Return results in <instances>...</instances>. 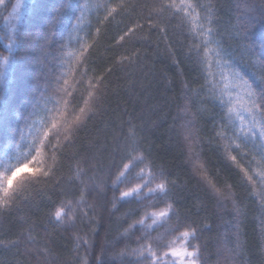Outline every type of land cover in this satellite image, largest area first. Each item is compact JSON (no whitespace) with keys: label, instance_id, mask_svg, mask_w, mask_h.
Instances as JSON below:
<instances>
[{"label":"snow or ice","instance_id":"1","mask_svg":"<svg viewBox=\"0 0 264 264\" xmlns=\"http://www.w3.org/2000/svg\"><path fill=\"white\" fill-rule=\"evenodd\" d=\"M5 2L6 0H0V6ZM40 3L41 0H36L33 12ZM16 7L21 5L17 4ZM73 8V0H60L59 6L42 30L39 58L33 67L37 75L28 100L31 110L27 113V119L37 116L41 106L46 108L56 96L59 99H55L48 114L40 118L41 127L30 137L27 153L21 150V143L17 142V138L21 142L25 140V129L31 131L27 124L25 129H21L18 124L14 136L7 143L5 159L0 161V213L10 211L19 203H30L36 195L43 197L49 192L58 191L60 198L52 201L48 213L53 228L63 227L66 231L75 229L85 219L91 228L96 223L98 208L95 202H89L86 198L90 195L91 184L95 190L107 188L112 193L111 200L108 201L111 205V210H108L110 215L119 211L117 204L130 208L123 214L126 226L121 225L125 247L117 256L122 264H125L126 258V264H208L202 237L204 232L212 231V224L206 218L194 219L182 215L179 208L181 195L177 191L178 180L162 165L155 164L150 154L146 153L136 125L129 122L127 134L122 138L114 137L112 142L102 147L97 144L102 155L94 154L88 159L74 150L81 134L105 110L114 65L131 66L139 57L135 46L129 53L126 45L136 40H145L153 32L158 33L162 39H167L170 22L175 20L193 38L189 55L194 54L198 64L207 70L199 90L185 85L186 101L191 100L189 93L202 97L201 107L195 114L191 112L187 102L181 109L185 114L181 119L191 117L182 126L188 153L186 162L191 165L193 174L207 185L213 198L231 202L238 220L241 208L232 185L218 186L209 177L198 151L201 137L196 131V118L211 115L219 108L220 118L215 121L213 117L214 135L210 142L217 144L225 160L238 170L247 184L249 194L256 197L261 208H264V12L258 20L251 16L241 19L230 32L232 39L248 55V63L252 68L251 75H248L224 63L225 50L215 40L218 34V14L211 2L82 0L79 14L69 20L68 33V42L77 38L79 47L75 52H68L71 61L66 62L67 70L57 79L55 62L63 59L66 47L62 42L60 48H56L57 28L64 23L65 17ZM90 15L96 19L97 26L94 29L88 20ZM125 20L128 23L123 28H118L108 45H102L103 26ZM86 21L89 30L81 36ZM22 31V28L13 29L16 38ZM101 47H104V52L97 62L93 57ZM2 51L7 55H0V102H3L12 70L20 56L16 39L3 43ZM213 62L228 69L226 76L221 72L224 79L220 82H217L211 71ZM74 84L80 87L75 88ZM53 85L55 88L50 94ZM35 124L36 121L33 120L32 127ZM66 162H69L67 174ZM106 162V179H101V175H105ZM65 184L76 186L78 191L67 192ZM49 199L51 200L50 196ZM132 205L137 207L132 209ZM233 227L238 229L239 224L235 223ZM92 230L95 231L94 228ZM233 236L235 239L231 243L234 246L226 244L223 250L227 254L226 259L241 254L246 246L240 240L238 230ZM132 237H135V247L128 243ZM72 238L75 241L73 251L77 253V264H89L87 253L93 245L88 234L74 231ZM23 239L29 243L35 240L31 226ZM20 242L15 240L11 244L17 246ZM3 243L4 241H0V244ZM82 248L85 255H80ZM100 251L103 254L104 249L101 248ZM97 264H105V261L98 260Z\"/></svg>","mask_w":264,"mask_h":264},{"label":"trees","instance_id":"2","mask_svg":"<svg viewBox=\"0 0 264 264\" xmlns=\"http://www.w3.org/2000/svg\"><path fill=\"white\" fill-rule=\"evenodd\" d=\"M18 1L6 0L5 4L0 6V55H7L2 51V45L9 39L15 38L20 50L3 102H0V161L5 159L7 143L14 136L18 124L21 129H25L26 124L31 128L30 132L24 130L26 138L23 142L17 138V142L21 143V150L28 152L30 137L41 127L40 118L47 115L55 99H59V96H56L46 108L41 106L37 116L27 119V113L31 110L28 100L37 75L33 67L39 58L42 30L59 6L60 0H41L35 12L33 5L36 0H23L21 3ZM201 2L205 4L211 2L218 14L216 19L218 34L215 40L225 50L224 63L251 75L252 68L248 63V55L232 39L230 32L241 19L251 16L258 20L264 12V0H201ZM81 3L82 0H73L72 12L67 14L64 23L57 28L56 48L59 49L62 42L66 45L63 59L55 62L57 79L67 70L66 62L71 61L68 52H75L79 47L77 38H73L71 43L68 42V33L69 20L79 14ZM17 4L21 7L17 8ZM88 20L94 29L97 26L95 17L90 15ZM72 22L74 23V19ZM126 23L127 20L122 23L105 24L101 33L102 45L107 46L116 35L118 28H123ZM14 28L23 29L19 32L18 38L13 33ZM88 30L89 24L86 21L84 31L80 35L84 36ZM168 32L167 39H162L158 33L153 32L145 40H136L126 45L129 53L135 46L139 57L131 66L114 65L111 87L105 100V110L81 134L74 152L88 159L94 154L102 155L96 145L102 147L112 142L114 137L122 138L127 134L131 122L137 126L140 142L154 163L162 165L173 178L178 180L177 191L181 195L179 208L182 215L194 219L206 218L207 222L212 224V231L204 232L202 237L206 245L205 259L208 264H264V208H261L256 197L249 194L247 184L238 170L225 160L217 144L214 141L210 142L214 135V120L219 121L220 118L219 108L211 115L196 118V131L201 137L198 151L205 162L209 177L218 186L232 185L241 208L238 220L231 202L217 201L213 198L209 194L207 185L199 176L193 174L191 165L186 162L188 153L183 140L182 126L191 117L181 119L185 115L181 109L187 102L191 112L195 114L201 107L202 97L189 93L191 100L186 101L185 85L199 90L201 83H204L207 70L198 64L194 54L189 55L188 50L193 38L177 21L170 22ZM103 52L104 47H101L93 59L99 62L98 57ZM211 71L215 74L217 82L224 79L221 76L222 71L225 76L228 73L227 68H221L215 62L212 63ZM73 87L79 88L80 85L74 84ZM54 88L55 85L50 89V94ZM33 120L36 121L34 127H32ZM11 162L15 163V160ZM67 163L69 162H66L65 174H67ZM106 173L107 162L105 175H101L100 178L106 179ZM64 189L69 193L78 191L76 186L68 184L64 185ZM89 191L90 195L86 198L89 202L98 205L96 223L91 228L86 219L78 223L75 229L66 231L63 227L53 228L48 213L52 201H58L60 198L58 191L49 192L43 197L36 195L34 201L19 203L10 211L0 213V241H4L0 244V264H77V253L73 251L74 231H79L81 234L86 232L90 238L93 247L87 253L89 264H97L101 259L105 264H122L117 253L125 247V240L121 237L123 231L121 225L126 226V218L123 214L130 208L117 204L119 211L110 215L108 210H111V205L108 201L111 200L112 193L107 188L95 190L91 184ZM130 207L135 209L137 206ZM235 223L239 224L238 229L233 227ZM29 226L35 237L31 243L23 239L27 236ZM93 228L95 231L92 230ZM237 230L240 233V240L246 246L241 254L226 259L224 247L226 244L229 247L234 246L231 241L235 239L233 233ZM15 240L21 242L17 246H12L11 242ZM134 241L135 237L129 239L128 243L131 247L136 246ZM101 248L104 249L103 254ZM80 255H85L84 248L81 249Z\"/></svg>","mask_w":264,"mask_h":264},{"label":"rangeland","instance_id":"3","mask_svg":"<svg viewBox=\"0 0 264 264\" xmlns=\"http://www.w3.org/2000/svg\"><path fill=\"white\" fill-rule=\"evenodd\" d=\"M21 2H23V0H19V1H18V3H21Z\"/></svg>","mask_w":264,"mask_h":264}]
</instances>
